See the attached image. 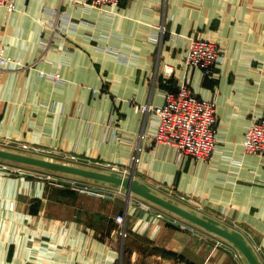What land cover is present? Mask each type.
Returning <instances> with one entry per match:
<instances>
[{"label": "crops", "instance_id": "1", "mask_svg": "<svg viewBox=\"0 0 264 264\" xmlns=\"http://www.w3.org/2000/svg\"><path fill=\"white\" fill-rule=\"evenodd\" d=\"M192 37L222 47L214 75L184 62ZM0 45L32 64L0 71V139L127 165L142 183L177 189L241 229L264 264V155L243 144L264 116V0H16L11 13L0 6ZM182 83L218 105L211 160L156 143L155 118L135 107L163 104ZM22 168L0 164V264H245L231 244L159 217L137 196L102 184L113 195L60 188Z\"/></svg>", "mask_w": 264, "mask_h": 264}, {"label": "built area", "instance_id": "2", "mask_svg": "<svg viewBox=\"0 0 264 264\" xmlns=\"http://www.w3.org/2000/svg\"><path fill=\"white\" fill-rule=\"evenodd\" d=\"M125 1L127 0H84V3L89 6L103 8L105 6H118ZM0 6L6 7V9L11 13L16 9V0H0ZM161 29L165 32L164 26ZM49 44L50 42L44 43V49L47 48ZM222 59L223 50L219 43L204 37H192L184 62L187 65L200 67L207 75H214L215 67L222 61ZM9 64H16L18 69H26L32 66V64L25 63L21 59L8 54L5 46L0 45V69L5 68ZM172 70V66H165L166 72H171ZM41 75L47 76L55 81L62 79L59 72L46 73L45 71H41ZM135 107L137 110L149 113L155 118L156 133L154 140L156 143H165L176 147L180 156L187 155L194 159L201 160L213 159L218 142V105L216 101L198 96L187 83H182L177 89H166L165 101L163 104L156 105L153 103H136ZM174 120H178L177 125H173ZM187 131H189L190 134L189 138L186 135ZM0 142L15 146H17V144H22V148L24 149L35 152H48V154H53L54 156L59 155L82 165L96 166L123 173H128L129 171V167L127 165L96 159L92 160L88 159L86 156H82L69 150L50 148L34 142L16 139H0ZM243 144L246 152L264 155V116L249 125L245 132ZM140 150L141 149L139 148L138 151ZM134 161H140L139 155L134 156ZM0 164L8 167L12 172L24 171L20 165L7 163L5 161L0 162ZM33 169L34 170L32 172L34 174L39 175V177H43L48 184L52 186L92 193L104 197L113 195L109 189L98 186L90 181L65 175L46 173L40 169L38 170L37 168ZM163 189L176 195L181 200H186L185 198H187V196L181 194L177 191V189L175 190L172 187H163ZM143 205L146 209L155 208L147 201L143 202ZM157 214L161 218L174 222L179 221V223L181 222L179 225L185 227L187 226L185 224L187 222L171 216V214L166 211L162 212V210H160ZM125 218L126 215L123 213L116 214L115 216V221L119 224L120 233L123 236L127 235V232L123 227ZM188 226L191 227L189 224ZM191 228L194 229L193 227ZM218 243L223 244L226 242L218 239L216 244ZM235 255L238 256L237 253H235ZM132 264L137 263L134 261Z\"/></svg>", "mask_w": 264, "mask_h": 264}, {"label": "water", "instance_id": "3", "mask_svg": "<svg viewBox=\"0 0 264 264\" xmlns=\"http://www.w3.org/2000/svg\"><path fill=\"white\" fill-rule=\"evenodd\" d=\"M0 160L118 188L128 198L137 196L175 217L221 238L238 251L245 264H263L254 247L241 231L196 208L183 204L181 201L168 196L158 189L142 183L132 173L126 174L111 169L81 165L79 163L24 152L2 145H0Z\"/></svg>", "mask_w": 264, "mask_h": 264}, {"label": "rangeland", "instance_id": "4", "mask_svg": "<svg viewBox=\"0 0 264 264\" xmlns=\"http://www.w3.org/2000/svg\"><path fill=\"white\" fill-rule=\"evenodd\" d=\"M0 145H2V146H4V147H8V148H12V149H17V150H20V151H24V152H30V153H35V154H40V155H45V156H48V157H52V158H55V159H61V160H65V161H69V162H74V161H71V160H69V159H66L65 157H61V156H59V155H53V154H48V152H43V151H40V152H35V151H30V150H27V149H24V148H22L23 147V145L22 144H17V146H15V145H10V144H7V143H3V142H0ZM2 161H4V160H2ZM75 163H77V162H75ZM80 164V163H79ZM82 165V164H81ZM87 166H90V165H87ZM94 167V166H93ZM95 168H101V167H96L95 166ZM38 170H39V168H37ZM40 170H42V169H40ZM42 171H44V172H46V173H53V174H57L56 172H52V171H47V170H42ZM130 173V170L128 171V173H126V174H129ZM59 175H62V174H59ZM160 191H162L163 193H165V194H167L168 196H170V197H172V198H174V199H177V200H179V201H181L183 204H185V205H189V206H191V207H193V208H196V209H198V210H200L201 212H203V213H205L204 211H202L201 209H199V207L198 206H196L195 204H193L190 200H188L189 198L187 197V198H185L186 200H181L179 197H177L176 195H174V194H171V193H169V191H167V190H165V189H163V188H161V187H159L158 188ZM115 190L118 192V193H120L121 192V190L120 189H118V188H115ZM198 205H200V204H198ZM201 206V205H200ZM205 214H207V215H209L208 213H205ZM221 221V220H220ZM223 223H226L225 221H222ZM227 224V223H226ZM233 227V226H232ZM233 228H235L236 230H239V231H241V229H239L238 227H233ZM242 232V231H241ZM134 261H136V263L138 264V262H137V260H134ZM133 261V262H134ZM132 262V263H133Z\"/></svg>", "mask_w": 264, "mask_h": 264}, {"label": "bare ground", "instance_id": "5", "mask_svg": "<svg viewBox=\"0 0 264 264\" xmlns=\"http://www.w3.org/2000/svg\"><path fill=\"white\" fill-rule=\"evenodd\" d=\"M3 69H0V71L3 70ZM177 124H178V120H174L173 125H177ZM186 135H187L188 138L190 137L189 131H187Z\"/></svg>", "mask_w": 264, "mask_h": 264}]
</instances>
